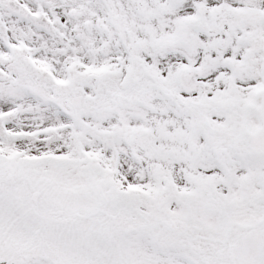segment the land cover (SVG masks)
Here are the masks:
<instances>
[{"label": "rangeland", "instance_id": "1", "mask_svg": "<svg viewBox=\"0 0 264 264\" xmlns=\"http://www.w3.org/2000/svg\"><path fill=\"white\" fill-rule=\"evenodd\" d=\"M263 45L264 0H3L0 264H264V166L243 143ZM197 65L184 94L174 70Z\"/></svg>", "mask_w": 264, "mask_h": 264}, {"label": "water", "instance_id": "2", "mask_svg": "<svg viewBox=\"0 0 264 264\" xmlns=\"http://www.w3.org/2000/svg\"><path fill=\"white\" fill-rule=\"evenodd\" d=\"M191 72L192 71L188 72L186 75H189ZM186 75H183V76H186ZM194 79H196V77ZM193 82H194V80L192 82H190V84H191L190 86H192ZM258 111H259L258 116L262 121V126L257 132L250 134V141H251L254 149L257 152H259L260 154L264 155V98L262 101V106L259 108Z\"/></svg>", "mask_w": 264, "mask_h": 264}, {"label": "trees", "instance_id": "3", "mask_svg": "<svg viewBox=\"0 0 264 264\" xmlns=\"http://www.w3.org/2000/svg\"><path fill=\"white\" fill-rule=\"evenodd\" d=\"M11 206H12V202L10 203V208H11ZM14 206H15V204H14ZM234 226H235V224L230 225V228H232V227H234ZM22 238L25 239V240H27L26 237H23V236H22Z\"/></svg>", "mask_w": 264, "mask_h": 264}]
</instances>
